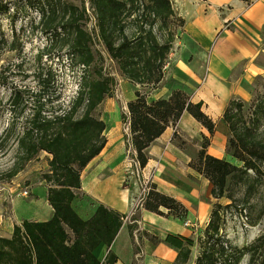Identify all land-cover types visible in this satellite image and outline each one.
I'll return each mask as SVG.
<instances>
[{
  "label": "trees",
  "instance_id": "16d2710c",
  "mask_svg": "<svg viewBox=\"0 0 264 264\" xmlns=\"http://www.w3.org/2000/svg\"><path fill=\"white\" fill-rule=\"evenodd\" d=\"M37 1L40 18H45L42 32L49 39V44L52 45L54 39L61 36L67 56L85 70L94 62L91 38L83 24L79 23L85 11L82 9L78 14L77 8L71 4L64 9L59 0H56L58 4H53L52 0ZM89 2L98 37L110 58L116 62L121 75L139 86L155 88L162 80L174 36L169 33L162 39L152 27L158 23V30L167 28L175 19L183 25V19L176 15L171 0ZM0 11L6 14L8 8L0 4ZM132 15L137 21V28L132 35H128L124 20ZM140 22L143 25H139ZM4 36L0 25V42L8 43ZM13 43L14 40L10 42ZM34 77L36 88L11 90L9 108L10 112L17 106H20L21 113L26 108L29 110L15 135L22 163L42 151L51 156L43 179L48 184L46 201L52 208V216L45 221L24 219L13 226L9 238L0 236V264H100L94 249L100 244L111 245L123 215L99 204L88 219H83L73 210L72 202L81 188L82 169L106 144V125L94 114V110L105 97L110 96L114 80L101 69L94 77L92 71L87 70L80 76L78 88L65 109L46 110L48 104L58 100L56 95H48L54 72L51 68H40ZM134 95L126 104L127 114H122L121 118L123 123L128 124L130 143L140 167H144L148 160L146 148L168 126L176 124L184 111L205 126L210 134L215 128L214 122L202 112L201 104L191 102L189 96L179 89H173L169 97L157 100H148L146 94L138 89ZM226 106L222 116L227 124L226 150L243 165L237 166L209 155L205 151L207 137L195 161H190V166L210 181L211 195L216 199L225 195L228 177L233 178L240 172L247 174L249 170L259 174L264 169V138L255 137L253 128L245 122L239 125L233 120L236 115L232 112L233 108L237 107L240 111L243 107L240 101L232 99ZM252 113L256 119H264V100L254 106ZM14 129L13 124L6 126L0 134V141ZM145 197L142 207L147 211L163 215L161 209L165 208L168 215L179 218L186 215L182 203L157 191L155 184L151 185ZM220 208L219 203L211 208L204 234L198 238L199 253L194 264H238L245 254L249 256L247 264H264V232L248 246L232 245L219 235ZM162 241L177 251L176 261L188 260L194 244L192 238L167 233ZM106 258L107 263L116 261L113 255L107 254Z\"/></svg>",
  "mask_w": 264,
  "mask_h": 264
},
{
  "label": "crops",
  "instance_id": "0c3cea01",
  "mask_svg": "<svg viewBox=\"0 0 264 264\" xmlns=\"http://www.w3.org/2000/svg\"><path fill=\"white\" fill-rule=\"evenodd\" d=\"M171 5L183 25L172 42L162 80L145 92L147 99L167 98L173 89H179L191 102L201 104L202 112L215 128L210 134L184 111L174 130V125L168 126L146 148L148 160L143 175H150L156 190L179 200L186 211L184 218L168 215L165 208L161 209L164 214L159 215L145 210L142 204L133 208L131 197L138 185L132 181L124 188L122 183L130 139L121 133L118 107L106 110L104 106L105 116L101 119L105 130L110 126L105 135L107 141L82 169L81 188L72 202L73 210L83 219H88L99 204L123 215L111 245L100 244L94 249L100 264H171L177 252L162 241L164 236L179 233L189 237L194 228L198 231L207 226L212 205L218 200L211 195L210 181L189 163L205 137L209 155L231 161L225 149L224 110L232 99L247 101L254 80L264 73V0H171ZM123 84L126 104L140 86L130 80ZM131 150L135 153L132 146ZM44 201L47 206L40 211L30 208L22 220L49 219L52 208L46 197ZM183 221L195 227H186ZM107 254L116 257V261L107 263Z\"/></svg>",
  "mask_w": 264,
  "mask_h": 264
},
{
  "label": "rangeland",
  "instance_id": "374dc122",
  "mask_svg": "<svg viewBox=\"0 0 264 264\" xmlns=\"http://www.w3.org/2000/svg\"><path fill=\"white\" fill-rule=\"evenodd\" d=\"M26 1L28 0H0V4L6 5L8 8L6 14L0 11V25L5 33V39L8 40V43L0 42V134L6 126L13 124L15 128L12 133L0 141V236L4 237L11 236L13 226L21 223L30 208L36 207V211H40L44 206H47L44 199L48 184L43 179V174L47 172L48 160L50 159L47 156L48 153L42 151L28 162L22 163L17 150L15 135L21 126L23 117L29 110L26 108L21 113L20 106H17L10 112L11 99L9 95L11 90L13 88H36L37 83H35L34 77L36 72L40 68H51L54 72V80L48 90V95H56L58 100L48 104L46 110L65 109L78 88V81L82 73L91 70L94 77L101 69L104 74L113 78L114 85L110 96L105 97L100 102L95 108L94 114L102 118L104 106L106 110L117 106L120 115L127 112V103L125 104L127 96L124 95L126 86L123 84L126 79L121 75L116 62L110 58L102 40L98 37L94 13L93 9L90 8L89 0H59L61 4H64V9L67 4H71L77 8L78 14L82 9L85 11V15L79 20V23L83 24L91 38L90 48L94 54V62L89 67H85V70L84 67L77 65L74 60H70V57L67 56L66 46L63 44L61 36L54 39L53 44L50 45L49 39L42 32L45 18H40L38 1L34 0L28 3ZM57 2L52 0L53 4H58ZM133 17L134 15L127 16L124 20L125 32L128 35H132L137 28V21ZM141 24L140 22L139 25ZM181 27L179 20L175 19L167 28L158 30V23L152 28L155 34L161 36L162 39H165L167 34L172 33L174 41ZM12 40L14 43L10 44ZM148 89L151 87L147 85L138 88L143 94H146ZM251 90V96L247 101L237 99L243 107L240 111L237 110V107L233 108L232 112L236 114L233 120L238 121L239 125L245 122L247 126L253 128L255 137L263 139L264 119L254 118L252 112L254 106L264 100V73L254 80ZM119 125H121V133L124 134V137H129L128 124L123 123L122 118ZM109 127L104 131V136L109 133ZM130 148L131 146L127 142L126 170L122 183L124 188L130 186L132 181L136 186L138 185L137 192H134L135 194L131 197L133 198L131 203H133L137 200L142 182H148L150 187L153 182H151L150 175H143V167H140L142 169L137 174V168L134 164L136 153L130 151ZM228 155L231 159L230 163L237 166L243 165L241 161L233 158L230 154ZM133 159L135 160L133 161ZM195 159L196 157L192 160L195 161ZM14 170L16 171L14 172ZM23 191H27L24 196L21 195ZM217 200L214 204L219 203L221 205L219 221L221 238L234 246L243 247L250 245L258 235L264 232V169L259 174L249 170L247 174L240 172L233 178L228 177L225 195ZM186 227L194 228L195 225ZM205 228L198 231L194 228L192 235L189 236L194 240V244L190 248L188 260H175L171 264H194L199 253L198 238L203 236ZM152 241L156 243L154 239ZM248 258V254H245L238 264H247Z\"/></svg>",
  "mask_w": 264,
  "mask_h": 264
},
{
  "label": "built area",
  "instance_id": "2783aa9c",
  "mask_svg": "<svg viewBox=\"0 0 264 264\" xmlns=\"http://www.w3.org/2000/svg\"><path fill=\"white\" fill-rule=\"evenodd\" d=\"M136 159V160H135ZM135 159H133L134 164L136 165V170H137V174H139V170H141L142 168H140L139 162L136 158V154H135ZM140 193L138 194L137 200L136 202H134L133 204V208L137 207L138 205H141L144 201V199L146 198L145 196L147 195L148 191L151 189V187L149 186L148 182L143 181L142 184L140 185ZM27 191H23L21 192V195H26ZM184 225L186 226H190L188 221L184 222Z\"/></svg>",
  "mask_w": 264,
  "mask_h": 264
}]
</instances>
